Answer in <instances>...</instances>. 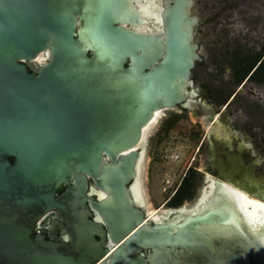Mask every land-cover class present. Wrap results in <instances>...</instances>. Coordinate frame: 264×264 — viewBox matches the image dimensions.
<instances>
[{
    "label": "water",
    "instance_id": "1",
    "mask_svg": "<svg viewBox=\"0 0 264 264\" xmlns=\"http://www.w3.org/2000/svg\"><path fill=\"white\" fill-rule=\"evenodd\" d=\"M193 7L194 0H0V264H148L139 255L148 249L150 264H178L168 247L217 225L240 227L243 243L251 242L243 229L263 223L264 203L225 184L194 211L172 210V224L138 228L131 194L144 191L152 129L196 90L192 71L202 57ZM61 185L69 187L56 196ZM88 203L99 213L94 221ZM53 210L66 221L67 243L32 236ZM236 211L243 214L232 219ZM105 227L117 246L108 255Z\"/></svg>",
    "mask_w": 264,
    "mask_h": 264
},
{
    "label": "flooded vegetation",
    "instance_id": "2",
    "mask_svg": "<svg viewBox=\"0 0 264 264\" xmlns=\"http://www.w3.org/2000/svg\"><path fill=\"white\" fill-rule=\"evenodd\" d=\"M193 14L199 17L195 41L199 33L205 37V39H202L204 43L196 41L199 45V50L201 45H204L207 53L210 51L211 53L214 52V45L211 46L210 42L206 40L207 34L204 36L205 27H208V23L201 24L200 14ZM234 40L238 39L234 37ZM222 42L223 39L220 38L218 40V48H220ZM218 52L219 50H217L216 54L220 58L225 54V52ZM199 54L202 60L196 62L192 71V79L196 90L190 97L191 101L187 106L181 107L180 110H172L175 114L183 115V118L178 122L180 125H182V121L186 117V120L192 119L191 121L194 122V126L191 129L194 127L200 128L199 131L195 130L194 137L197 139V143L194 148L195 150L197 149L196 153L200 156L201 162L200 164L191 162L185 173V176L191 172L197 177L195 194L184 200L179 206H169L170 199L177 192L178 186L169 195L170 198L166 203L164 202L162 207L154 206L152 200L149 199L151 208L144 206L145 204L140 203L139 199H135L133 194H131L134 199V206L139 210L143 218L138 228L145 223L151 227L166 224L168 221L172 224L173 219L178 214L172 212V210L186 207L187 212L194 211L193 209L198 208L197 206L202 201L209 203L217 199L218 196L208 194V192L215 191L219 184L239 189L247 198L264 203V187L261 186L264 185V85L244 80L234 88L226 103L218 105L209 96L210 88L206 87L208 85L206 83L210 80L215 82L216 86H220L224 79L229 80L231 70L225 68V71H223L221 68L215 69V66L213 67L215 69L213 72H208L210 67H205L208 63V58L201 55V53ZM212 55L215 56V53H212ZM197 70L199 74H197ZM214 72H218L217 76L215 74L212 75ZM200 80L205 83L203 82L199 85ZM195 103H199L201 107L194 106ZM204 109L209 110L210 113L204 114ZM197 112L201 116L197 115ZM191 113H194V115H191ZM192 116L198 121L193 120ZM175 132L180 133L179 131ZM195 160L196 158H193V161ZM131 184L132 182L128 184L129 189ZM68 187V185H61L56 190V196L62 195ZM93 188L96 191H100L93 181L89 179V189ZM204 192H207V194H204ZM93 197L96 201L99 200L97 193ZM88 205L90 211L89 219L94 221L99 213L90 203ZM201 205L200 207H202ZM152 209L154 212H152ZM169 209L171 211L164 212V210ZM230 213L232 214V219H234L233 215L243 214L241 211ZM256 213L253 212V214ZM262 220H264V217L260 219V221ZM252 224L253 226L243 229L248 232L246 236H250V243H243L240 227H223L216 223L217 226L204 228L205 232L199 240H194L187 235L186 237L189 241L185 243V246H176L175 243L174 246H169L172 256L170 260L178 264H240L241 261H243V264H264V221L263 223L254 222ZM105 228L106 243L102 250L106 251L108 255L117 246L111 242L110 231L107 227ZM176 234L177 232H174L173 235ZM37 235L44 236L46 240L54 238L62 243H67L70 240V232L66 221L56 210L48 212L37 222L32 236L35 237ZM128 237L129 235L124 240ZM96 238L101 241V237ZM149 253H152V250L148 249L139 254L145 258L148 264H150ZM104 260L102 258L93 264H102Z\"/></svg>",
    "mask_w": 264,
    "mask_h": 264
},
{
    "label": "rangeland",
    "instance_id": "3",
    "mask_svg": "<svg viewBox=\"0 0 264 264\" xmlns=\"http://www.w3.org/2000/svg\"><path fill=\"white\" fill-rule=\"evenodd\" d=\"M194 1L193 12L200 14L201 24L208 23V27H205L204 36L207 34L206 40L210 42L211 46L214 45V52L212 53H215V56L212 55L211 51L207 53L204 45H201L199 50L201 55L208 58V63L205 66L210 67L208 72L215 70L213 67L216 65L213 58L219 56L216 53L220 38L223 39V42L232 40L234 37L241 38L244 42H250L254 47H259L264 42V0ZM232 1L236 4L235 9H230ZM219 12L220 15L218 16ZM203 38L205 39L199 33L196 41L204 43ZM196 72L199 74L198 70ZM224 81L229 80L224 79ZM203 82L200 80L198 84L200 85ZM208 82L211 81L208 80ZM194 106L201 107L199 103H195ZM207 113L209 114L210 111L204 109V114ZM173 114L175 113L168 111L162 116L158 124L152 129L148 141L144 183L146 193L154 206L162 207L164 202L168 201L169 195L179 186L191 162H195V164L201 162L200 156L196 153L197 149L194 148L197 143V139L194 137L195 130L199 131L200 128L194 127L191 129L194 126L192 119L186 120L185 117L182 121L183 133L172 131L168 135H162L161 143H157L159 135L162 134L164 122ZM196 114L201 116L199 112ZM191 115H194V113H191ZM192 118L195 119L193 116ZM193 158H196V160L193 161Z\"/></svg>",
    "mask_w": 264,
    "mask_h": 264
},
{
    "label": "trees",
    "instance_id": "4",
    "mask_svg": "<svg viewBox=\"0 0 264 264\" xmlns=\"http://www.w3.org/2000/svg\"><path fill=\"white\" fill-rule=\"evenodd\" d=\"M236 4L231 2L230 9H235ZM220 15V12L218 16ZM219 52H225L224 56L214 57L215 69L225 68L231 70L229 81H222L220 86H216L215 82H208L206 87L209 89V96L218 105L224 104L232 95L234 88L242 81L247 80L256 84L264 85V42L259 47H254L248 41H243L241 38L238 40H226L222 42ZM217 76L218 72L214 73ZM213 74V75H214ZM183 118V115L174 114L172 117L164 122L162 134L159 135L157 143H161L162 135H168L171 131L184 132V127L178 122ZM196 175L189 172L186 175L177 192L170 199L169 206H179L184 200L189 199L190 196L195 194Z\"/></svg>",
    "mask_w": 264,
    "mask_h": 264
},
{
    "label": "bare ground",
    "instance_id": "5",
    "mask_svg": "<svg viewBox=\"0 0 264 264\" xmlns=\"http://www.w3.org/2000/svg\"><path fill=\"white\" fill-rule=\"evenodd\" d=\"M160 116H162V114L160 113V114H156V117H155V119H154V121L152 122V124L149 126V127H147L146 129H145V135L147 136L148 134H149V131H150V129L152 128V126L155 124V122L160 118ZM143 166V165H142ZM145 171H144V173H143V187L145 188V183H144V176H145ZM262 187H264V185H261ZM256 193H257V191H256ZM136 194H138V196L140 197V199L138 200L140 203H143V205L144 206H147L148 208H151L150 206V202H149V197H148V195H147V193L145 192V190L144 191H141L140 190V188L138 189V193H136ZM136 196V195H135ZM138 198V197H137ZM152 212H154L153 211V209H152ZM115 250V249H114ZM113 250V251H114ZM112 251V252H113Z\"/></svg>",
    "mask_w": 264,
    "mask_h": 264
}]
</instances>
